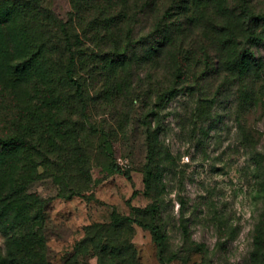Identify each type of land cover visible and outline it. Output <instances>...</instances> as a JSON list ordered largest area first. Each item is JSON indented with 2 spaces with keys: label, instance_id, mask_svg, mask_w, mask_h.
I'll list each match as a JSON object with an SVG mask.
<instances>
[{
  "label": "rangeland",
  "instance_id": "1",
  "mask_svg": "<svg viewBox=\"0 0 264 264\" xmlns=\"http://www.w3.org/2000/svg\"><path fill=\"white\" fill-rule=\"evenodd\" d=\"M13 2L0 0V137L20 139H0V264H264V0L215 5L207 26L222 24L218 45L227 46L217 45L209 61L220 66L226 57L229 70L208 76L203 92L166 100L159 116L155 87L169 78L155 72L149 53L154 23L172 0L131 14L126 32L124 0ZM188 8L193 16L192 0ZM52 10L85 37H75V50L97 48L80 29L85 23L89 34H106L105 50L128 35L133 74L120 77L111 66L86 81L59 40L52 56L36 55L44 36L36 22L56 18ZM202 32L188 29L185 44L205 46ZM71 67L83 96L65 79ZM50 87L58 89L53 101ZM46 122L51 151L32 130ZM118 157L129 165L118 169ZM124 216L158 225L162 246L149 229L118 220Z\"/></svg>",
  "mask_w": 264,
  "mask_h": 264
},
{
  "label": "trees",
  "instance_id": "2",
  "mask_svg": "<svg viewBox=\"0 0 264 264\" xmlns=\"http://www.w3.org/2000/svg\"><path fill=\"white\" fill-rule=\"evenodd\" d=\"M27 4H31L33 2L37 4H44L47 0H24ZM74 2L76 0H73ZM124 7L121 11H119V20L121 22L120 27L122 31L126 32L123 28L125 26L130 27V20L132 18L131 14L141 15L146 13L147 10L156 11L160 10L157 8L158 0H124ZM221 0H192L195 4L196 11H194L193 16H188L187 10L188 4L191 0H172L170 6L166 9L165 15L158 18L154 23V32H153V42L151 44L150 53H149V61L151 62L153 69L155 72L160 73V71L166 72L168 75L167 84H157L155 87V113L157 116L160 115L161 108L164 106L165 101H171V99L175 98L177 95L183 93L187 95H193L196 92H203V85L205 79H208L211 74L216 73L221 69L229 70V59L222 57L221 64L218 66L214 62H211V55L213 50H217L218 38H217V27H224L222 24L217 25L214 23V29L209 28L207 25L211 23V20L217 16V10L215 9V5H217ZM81 2V3H80ZM130 2V4H129ZM133 2V4H132ZM13 3H16L15 0ZM79 7H88L92 5L90 2H85V0H77ZM217 7V6H216ZM25 7H23V11H25ZM197 13H201L200 16ZM53 18L44 17L43 20L37 21V31H34L39 36L44 35L41 38V42L34 43L36 48V55L44 52H47L49 56H52L54 50V42L53 40L63 41L67 44L70 51L72 52L70 56V65L74 66L78 63L81 65L79 72L84 79L87 80H98L97 78H103L107 74V70L111 66H116L117 69L122 70V75L120 77L125 76L126 71L128 73L126 75H132V65L133 62L137 59L136 48L135 50L131 49L130 43L128 40V35L123 39L124 41L119 42L116 46L111 48L110 50H105L102 48V41L106 37V34L103 35L98 30L91 29V33L89 34V25L85 23V26H80L83 34L89 37L93 36V39L97 41V48H94L90 51L84 50L83 48H78L75 50L74 46L77 44V38H80L81 35H78L76 32V27L74 26L71 20L69 22H62V20L58 19L56 13L52 10ZM196 14V17H195ZM171 15V16H170ZM111 17V16H110ZM113 19V16H112ZM113 22V21H112ZM115 24V22L113 23ZM117 25V24H116ZM189 26V27H188ZM202 29L203 35H205L207 42L205 46L198 49L197 41L193 40L187 44H185V35L188 32V29L192 27ZM94 31V32H93ZM76 41L74 42V39ZM83 37V36H81ZM102 37V38H100ZM85 38V37H83ZM58 42V41H57ZM196 42V43H194ZM83 44V42H80ZM33 44V43H32ZM225 47L227 45H224ZM224 46H219V50L225 51ZM74 49V50H73ZM88 58V60H87ZM209 58V59H208ZM46 60L48 58L46 57ZM224 62V63H223ZM214 63V64H213ZM65 79L69 80L71 84L77 87V91L79 96H83V84L75 78V71L73 67L68 68L65 71ZM117 76V74L115 73ZM208 77V78H207ZM119 78V76L117 77ZM96 79V80H95ZM39 89V88H38ZM37 89V90H38ZM103 87L100 88V91ZM13 89H11L10 93L13 95ZM117 92H123L121 87L118 88ZM58 89L57 88H46L45 94L47 97L53 101L57 97ZM207 96V95H206ZM204 102L211 100L209 97H204L202 99ZM44 104L48 102L47 100L42 101ZM18 113V116L22 118V115ZM65 121H60L59 124L63 126ZM32 130L36 132L34 139L38 136V141H41L45 138L47 145L44 150L51 151L54 149L55 142H52L49 137V131L51 130V123L46 122L41 127L32 126ZM80 131L79 124H68L67 132H70L73 135L78 134ZM1 141H15L19 140L18 136H13L11 138L0 137ZM25 142V139L22 141ZM155 154H157V148H153ZM118 169H120L117 166ZM149 175H153L150 171ZM119 221L127 220L129 222L137 223L146 229H149L154 237L155 242L158 243L159 247L162 246V241L166 239L165 235L160 233V229L158 225H154L151 223L143 222L141 220L134 219L130 216H124L118 218ZM163 260V258L161 257Z\"/></svg>",
  "mask_w": 264,
  "mask_h": 264
},
{
  "label": "built area",
  "instance_id": "3",
  "mask_svg": "<svg viewBox=\"0 0 264 264\" xmlns=\"http://www.w3.org/2000/svg\"><path fill=\"white\" fill-rule=\"evenodd\" d=\"M116 164L119 168L124 169L125 167H127L129 165V162L127 159L123 158V157H118L116 159Z\"/></svg>",
  "mask_w": 264,
  "mask_h": 264
}]
</instances>
